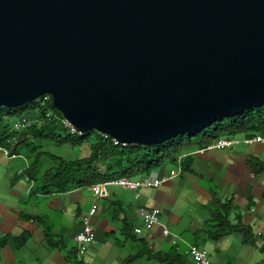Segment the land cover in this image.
I'll return each instance as SVG.
<instances>
[{
    "label": "water",
    "instance_id": "obj_1",
    "mask_svg": "<svg viewBox=\"0 0 264 264\" xmlns=\"http://www.w3.org/2000/svg\"><path fill=\"white\" fill-rule=\"evenodd\" d=\"M155 146L264 107V0H0V107Z\"/></svg>",
    "mask_w": 264,
    "mask_h": 264
},
{
    "label": "crops",
    "instance_id": "obj_2",
    "mask_svg": "<svg viewBox=\"0 0 264 264\" xmlns=\"http://www.w3.org/2000/svg\"><path fill=\"white\" fill-rule=\"evenodd\" d=\"M262 132L264 127L220 138L244 140ZM198 141L168 159L170 169L164 162L151 172L127 176L154 182L176 171L170 181L137 191L114 186L103 199L91 186L43 194L27 173L31 163L25 151H16L15 159L0 152V264L77 263L75 237L94 203L100 206L93 218L96 240L83 264H193V245L208 252L210 264H264V169L254 165L264 166V145L241 142L197 153L216 140ZM79 146L78 159L89 157L91 145ZM225 204L230 205L229 223L248 229L247 235L225 233L214 241L205 230L216 227L214 212ZM153 208L160 212L159 222L146 230L142 212ZM136 228L143 232L137 234ZM163 254L171 258H157Z\"/></svg>",
    "mask_w": 264,
    "mask_h": 264
},
{
    "label": "trees",
    "instance_id": "obj_3",
    "mask_svg": "<svg viewBox=\"0 0 264 264\" xmlns=\"http://www.w3.org/2000/svg\"><path fill=\"white\" fill-rule=\"evenodd\" d=\"M23 109L31 110L32 113L29 114V117L45 118L48 109H51L59 117V120H46L40 126H33L23 131L16 146L17 152L28 151L30 155L34 151L39 150L36 159L30 162L31 165L27 173L35 181L39 192L43 194L66 193L109 179L127 177L140 171L151 172L159 168L166 160L177 153L170 148L169 150L165 149V143L167 144L168 141L155 146H116L111 138H106L96 131L82 136L71 135L64 127L62 114L56 109L52 101L46 106H40L34 102L18 108L0 107V143L7 136L13 134L11 132L12 126L18 118L24 116L22 115ZM226 119L229 123L223 124L225 119L219 120L217 123L221 125L213 134L198 135V140H204L205 138L217 140L221 136H236L240 133L262 131L264 127V107L246 110L239 116ZM94 134L93 142H89ZM43 141H52L55 144L72 143L74 145L89 142L91 154L89 157L83 159H65L43 152ZM192 141L194 140L189 138V143H192ZM199 141L198 143L201 142ZM182 145H184V141L181 140L177 147ZM173 147H176L175 143L172 145ZM30 155H28L29 160ZM43 157H45L44 160ZM46 159L49 163L45 162ZM97 164H103L104 168L98 167ZM254 165L264 169L263 164H260L258 161H254ZM221 207L224 209H217L214 212L215 218L213 220L217 223L216 227L205 230L212 237L211 239L214 241L218 240L225 233H239L245 237L248 229L240 225L232 226L229 223L228 214L230 213V205L225 204L221 205ZM26 239V235L22 236L19 239L20 245H23ZM169 257V254H163L157 258L168 259Z\"/></svg>",
    "mask_w": 264,
    "mask_h": 264
},
{
    "label": "built area",
    "instance_id": "obj_4",
    "mask_svg": "<svg viewBox=\"0 0 264 264\" xmlns=\"http://www.w3.org/2000/svg\"><path fill=\"white\" fill-rule=\"evenodd\" d=\"M43 105L46 106L52 101V97L48 94L43 96ZM59 120V117H57L54 112H52L51 109H48L45 118L40 117H29V116H22L18 118L11 129V132L13 133L10 136H7L1 143H0V152L3 153L5 157L8 159H15L18 158L19 155L16 153V146L19 143L20 140V134L27 130L32 128L33 126H40L44 124L46 120ZM64 127L67 129V131L71 135H84L82 132L78 131L76 127H74L68 120L64 119L62 120ZM103 136V135H102ZM107 138V136H104ZM109 138V137H108ZM114 145H123L120 144L117 140L112 139ZM244 142L246 144H252V143H260L264 145V132L258 133L252 137L245 138L244 140H238L235 137H223L219 138L215 142L208 144L207 146L199 149L197 153H203L206 150L211 149H225L229 148L235 144ZM126 146V145H123ZM176 175V171H172L170 176H162L160 179L155 180L154 182H137L132 181L128 177H119L111 180H107L104 182H99L96 184H93L91 186V189L94 193V195L99 198L103 199L109 195V188L117 186L122 187L125 189H129L132 191H137L140 188L143 187H159L162 184L170 181L174 178ZM100 211V206L98 203H94L89 210L88 214L84 217L82 221V227L81 230L76 235V241L78 244L77 248V263L69 262L67 264H83L82 258L86 254L88 248L90 245L95 243L96 240V233L93 225V218L94 216ZM159 210L156 208H153L151 210H144L142 212V218L144 221V228L146 230H151L152 227L159 222ZM136 233L141 234L143 230L141 228H136ZM189 254L191 258L193 259V264H210V257L208 255V252L204 249H200L197 246H190L189 247Z\"/></svg>",
    "mask_w": 264,
    "mask_h": 264
},
{
    "label": "rangeland",
    "instance_id": "obj_5",
    "mask_svg": "<svg viewBox=\"0 0 264 264\" xmlns=\"http://www.w3.org/2000/svg\"><path fill=\"white\" fill-rule=\"evenodd\" d=\"M34 102L36 104L42 106L43 105V102H44L43 101V97L38 98ZM31 113H32L31 110H28V109H23L22 110V115H28L29 116V114H31ZM226 123H229V121L227 119L224 120V123L223 124H226ZM220 125H221L220 123H215V124L211 125L210 127H208L206 130L201 131L199 133L198 132L197 133L193 132V133H188V134L179 136L177 138H174L171 141H168L167 144L165 143V145H166L165 149H168L169 150V148H170L173 151L183 153V152L186 151V147L190 144L189 143V138H191L192 140H194L193 142L196 143L198 141V138H199L198 135H200V136L211 135V134H213V132ZM94 137H95V134L90 138V141L89 142H91V141L93 142ZM201 138H203V137H201ZM181 140L184 141V145H182L180 147H177V146H179V143H180ZM174 143L176 144V147L177 148L176 147H173L172 148V145ZM42 145L44 146L42 148V151L43 152L50 153V154H53V155H56V156H60V157H63L65 159H78V157H80V155H81V153H79L80 150H83V149H80V146L79 145H74L72 143L55 144L52 141H50V142L49 141H43L42 142ZM25 152L28 155H30V152H28V151H25ZM37 152H39V150H36V151H34V153H31V155H30V162H32L34 159H36ZM88 153H89V150H88ZM82 154H83V152H82ZM44 158L45 157H43V160H44ZM45 162H48V160L46 159ZM164 164L167 166L166 167L167 169L168 168L170 169L172 167L171 160H166Z\"/></svg>",
    "mask_w": 264,
    "mask_h": 264
}]
</instances>
